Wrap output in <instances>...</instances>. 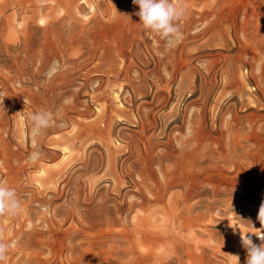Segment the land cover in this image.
<instances>
[{
  "label": "rangeland",
  "instance_id": "obj_1",
  "mask_svg": "<svg viewBox=\"0 0 264 264\" xmlns=\"http://www.w3.org/2000/svg\"><path fill=\"white\" fill-rule=\"evenodd\" d=\"M180 2L169 47L132 0H0L3 264H246L240 231L262 243L264 0Z\"/></svg>",
  "mask_w": 264,
  "mask_h": 264
},
{
  "label": "clouds",
  "instance_id": "obj_2",
  "mask_svg": "<svg viewBox=\"0 0 264 264\" xmlns=\"http://www.w3.org/2000/svg\"><path fill=\"white\" fill-rule=\"evenodd\" d=\"M132 3L139 8L135 14L139 17L144 29L160 36L169 47L180 41L182 34L177 21L186 13V8L180 0L175 3L173 0H132ZM27 119L31 124L30 135L33 138L40 136L54 124L53 114L46 110L34 112ZM40 155L38 151H33L29 158L36 160ZM20 214L21 202L17 193L6 184L0 183V216L15 218ZM257 219L262 226V229H259L261 232L264 230V202L260 205ZM248 233L240 231L242 246L247 250L246 264H264V235L257 236L262 241L261 244L257 245L247 235ZM12 246L11 243H6L0 239V264L7 260ZM233 257L236 258L238 264L239 257Z\"/></svg>",
  "mask_w": 264,
  "mask_h": 264
}]
</instances>
